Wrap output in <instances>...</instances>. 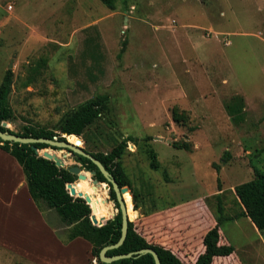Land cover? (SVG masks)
I'll return each instance as SVG.
<instances>
[{
  "label": "rangeland",
  "instance_id": "1",
  "mask_svg": "<svg viewBox=\"0 0 264 264\" xmlns=\"http://www.w3.org/2000/svg\"><path fill=\"white\" fill-rule=\"evenodd\" d=\"M7 70L4 128L13 133L59 134L72 111L107 96L77 142L109 153L127 140L120 164L131 184L129 219L147 242L192 264L220 202L233 218L222 240L234 252L212 264H264V232L237 216L234 193L264 172V0H117L113 10L99 0H0V83ZM234 96L245 104L238 126L224 109ZM92 191L110 209L107 220L115 217L104 184ZM68 232L32 201L21 168L0 149V264H98L91 245Z\"/></svg>",
  "mask_w": 264,
  "mask_h": 264
},
{
  "label": "trees",
  "instance_id": "2",
  "mask_svg": "<svg viewBox=\"0 0 264 264\" xmlns=\"http://www.w3.org/2000/svg\"><path fill=\"white\" fill-rule=\"evenodd\" d=\"M104 6L113 10L117 0H99ZM124 50L122 44L121 52ZM12 71L7 70L0 83V131L9 134H17L23 137L52 139L57 137L64 140L62 136L69 138L80 137L83 132L91 126L99 117L102 108L107 101L106 95H97L86 103L80 105L72 111L58 126L59 134L32 127H25L22 133H13L2 127L3 121L12 118V110L8 104V98L12 90ZM244 100L240 96H234L224 105L225 112L234 125L244 122L245 112ZM73 135V136H72ZM131 140V138H129ZM80 145L79 142H74ZM84 143V142H83ZM127 140H123L111 149L109 153H92L84 150L96 158L104 169L116 181L119 188L130 187V180L124 172L120 158L126 149ZM85 145V143H84ZM38 150L50 148L45 144H35ZM81 146V145H80ZM173 147L179 150L190 151L188 143H174ZM0 149L11 156L21 168L26 183L27 192L32 201L39 205L44 203L47 208L52 209L59 216L62 223L69 227L67 239L73 241L77 238L88 242L92 248V254L97 259L98 264H105L100 261L99 253L105 246L117 243L121 234V214L118 212L112 220H108L105 225L97 227L92 225L89 217L91 210L83 199L71 197L66 190L67 184L76 182L77 177L70 174L65 168H58L54 162L38 156L31 148V145L18 144L14 142H3L0 140ZM55 149V148H51ZM150 167L157 170L159 163L156 154L150 152ZM74 161L80 164V168L86 172H94L92 179L98 183L107 184L110 187L109 197L114 206L119 210L115 192L112 185L102 175L98 168L89 159L75 155ZM218 172V169H217ZM76 192H82V185L76 183ZM83 193V192H82ZM242 211L238 217L247 218L251 224L260 232H264V172L255 170L252 180L239 184L234 188ZM135 196V195H134ZM133 196V198H134ZM136 197V196H135ZM127 204L128 215L133 218L134 211L131 207L130 197L124 194ZM95 217L99 223H104L110 216L101 218L95 205ZM215 225L209 228L201 237V252L193 258L192 264H212L218 257H229L234 252V247L226 244L222 240L221 226L225 222L232 221L233 218L225 216L223 206L218 202L216 208ZM150 248L154 250L159 258L160 264H183L181 260L169 248H164L158 244H152L136 232L131 223L128 224V232L123 244L113 250L106 252V256L126 255L141 249ZM110 264H155L151 255L145 254L138 258L121 259Z\"/></svg>",
  "mask_w": 264,
  "mask_h": 264
},
{
  "label": "water",
  "instance_id": "3",
  "mask_svg": "<svg viewBox=\"0 0 264 264\" xmlns=\"http://www.w3.org/2000/svg\"><path fill=\"white\" fill-rule=\"evenodd\" d=\"M4 126H6V124L3 123L2 127H4ZM62 138L64 140H59L57 137H53L52 139L31 138V137H23V136H19L17 134H9L7 132L0 131V140H2L3 142H14V143H18V144L31 145L32 150L38 156H40L46 160L54 162L55 166L58 168H65L70 174L76 176L77 180H79V181H86L87 180V175L80 168V166L73 165V166L66 167L64 161L60 157H57L55 154H51L49 150H50V148H55V150L64 151L66 154L70 155L71 157H74L75 155L85 157V158L89 159L93 164H95V166L102 173V175L112 185V188L115 192L116 200H117V203L119 206V210H117V213L120 212V214H121V234H120V238L117 241V243H115L113 245L105 246L104 248L101 249V251L99 253V259L101 262H103L105 264H110L112 262H115V261H118L121 259H127V258H131V257L138 258L142 255L149 254L153 257L155 264H160L157 253L150 248L141 249V250H138V251H135L132 253H128L126 255H115L112 257L106 256L107 251L119 248L123 244V242L125 241L126 236H127L128 224L131 223V221H130L129 216H128L127 204H126V201L124 199V194L127 193L128 188L127 187L119 188L116 181L104 169L102 164L96 158H94L91 154L86 152L83 147H81L80 145H76L74 143L69 142V140L67 139V136H62ZM38 143L45 144L50 148L38 150L34 146L35 144H38ZM88 173H90L91 176L95 174L94 172H88ZM92 183H93V187H92L93 189H97V187L101 186V184H104V183H98L96 180H93ZM75 185L76 184H74V183L66 185V190L68 191L69 195L71 197H77V198L83 199L84 202L86 203V205L89 206V208L91 210V214H90L89 219H90L92 225L97 226V227H101V226L105 225L108 220H106L104 223H99L97 221V219L94 215L95 211H96L94 202L91 201V198L89 197V195L83 194L82 192H76ZM104 188L108 191L110 190V187L107 184H104ZM112 219H109V220H112Z\"/></svg>",
  "mask_w": 264,
  "mask_h": 264
},
{
  "label": "bare ground",
  "instance_id": "4",
  "mask_svg": "<svg viewBox=\"0 0 264 264\" xmlns=\"http://www.w3.org/2000/svg\"><path fill=\"white\" fill-rule=\"evenodd\" d=\"M3 123L6 124L5 121ZM73 138H74L73 139L74 142H77L78 141V137H73ZM69 142L73 143L70 140H69ZM49 151H50L51 154H55L57 157L60 156V153L59 152H54V151H51V150H49ZM80 184L82 185V192H83V194L89 195V197L91 198V201L94 202V204L96 205L97 212L100 215V217L101 218H104V217H107V216H111V211H110V209L108 207L105 206V202L103 201V199L101 197L97 196L96 195L97 193H94L92 191V185L91 184H88L87 183V180L86 181H80Z\"/></svg>",
  "mask_w": 264,
  "mask_h": 264
},
{
  "label": "crops",
  "instance_id": "5",
  "mask_svg": "<svg viewBox=\"0 0 264 264\" xmlns=\"http://www.w3.org/2000/svg\"><path fill=\"white\" fill-rule=\"evenodd\" d=\"M29 195V194H28Z\"/></svg>",
  "mask_w": 264,
  "mask_h": 264
}]
</instances>
